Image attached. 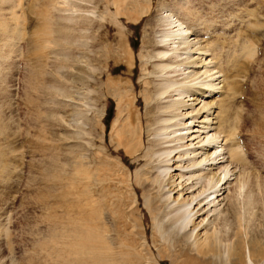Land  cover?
<instances>
[{
    "label": "rangeland",
    "instance_id": "obj_1",
    "mask_svg": "<svg viewBox=\"0 0 264 264\" xmlns=\"http://www.w3.org/2000/svg\"><path fill=\"white\" fill-rule=\"evenodd\" d=\"M185 1L196 18L185 16V9L181 16L190 19L199 43L189 50V62L173 63L171 68L177 71L167 77L160 69L143 67L153 61L149 57L153 46L144 44L148 22L157 16L159 4L173 7L184 0H151V10L137 21L116 15L118 0H0V264H67L65 259L74 258L68 251L76 241L81 190L87 200L99 203L102 218L97 229L113 242L111 251L121 254L122 264H231L223 244L233 242V232L243 230V221L238 227L236 218L240 214L263 231L264 242V0ZM91 11L95 17L88 15ZM97 23L108 26L113 50L119 46L117 28L121 29L133 57L131 80L125 59L113 72L102 58L100 64L93 61ZM108 62L113 65L112 59ZM147 76L158 87L175 81L165 95H154L162 99L158 106L167 108L146 113ZM108 79L135 86L131 96H136L135 108L143 116V142L130 135L117 144L118 99L95 93V81ZM168 94L172 96L163 100ZM233 123L234 136L246 147V154L241 152L247 159L237 163L228 156L232 142L227 133ZM177 129L185 138L175 142L173 167L166 170L161 162L168 152L164 133ZM136 147L135 153H127ZM214 147L224 158L210 167L206 156ZM179 153H184V160L176 159ZM192 155L202 165L185 168ZM177 163L184 167L174 169ZM167 172L176 183L180 174L181 181L193 176L188 181L196 182L194 193L211 187L213 174L225 173L226 183L214 203L206 204L216 196L211 194L188 215L214 188L181 206L171 202L177 188L168 193L173 187ZM249 195L259 197L252 204L253 216L244 205ZM233 197L238 198L234 211L228 205L235 202ZM202 205L194 218L204 221L190 236L187 221L175 220L176 210L183 209L190 217ZM213 227L232 233L222 241L225 248L221 245L223 249L219 246L207 255L192 248L195 232L200 231L197 239L202 242L203 231ZM242 253L247 264L246 245Z\"/></svg>",
    "mask_w": 264,
    "mask_h": 264
},
{
    "label": "bare ground",
    "instance_id": "obj_2",
    "mask_svg": "<svg viewBox=\"0 0 264 264\" xmlns=\"http://www.w3.org/2000/svg\"><path fill=\"white\" fill-rule=\"evenodd\" d=\"M177 4H178V6H176ZM177 4L173 7L165 6L164 4H159L157 9H156V15L157 16H155L154 18H150L149 22H148L149 34H148V39L144 42V44H148V46H153V48H151V50H149V52L151 51V53L149 54V57L153 58V61H156V63H152L153 61L151 62V64H148V62H145L143 67L145 70H147V69H149L150 66H152V71L153 70L155 71L156 69H160L159 71L161 72V76L164 73H166L165 76L173 77L175 75V72L177 71L174 66L173 67L175 69L171 68L173 63L174 64L176 63L175 66H180V64H182L181 61L183 59L185 61L186 60L188 61L189 58H191V56H190L191 54L188 55L189 50H191L194 47V45H196V43H199L198 40L195 39L196 36L195 37L193 36L195 31L193 30L194 28L192 29V26H190L191 22L188 23V21H190V19L183 18L184 13H181V10L182 9L187 10L185 13V16H191L193 18H196L195 15L192 14L191 8L186 6L185 0H184V2H179ZM114 5L116 6V15H118L119 17L126 18L127 21L128 20L129 21H137V19H139L141 16H143L144 14H146L147 12H149L151 10L152 2H151V0H120V1L118 0V2L114 3ZM181 14H183V15L181 16ZM88 15L90 17L91 16L95 17V14L92 13V11L89 12ZM22 19L23 18H21V20ZM63 27H64V25H63ZM49 29H52V28H49ZM95 29H96V32H95ZM95 29H94L95 33L93 32L92 42H91L92 47H93V61L96 64H98L102 58L103 61L105 60L107 62L108 72H113L116 69L121 68V61H122V59H125L124 60V62L126 64L125 72H126V74H128V79L131 80V78L133 76V74L131 73L132 72L131 69H132L133 57H132L129 49H127V47L125 46V37H123V33L121 32V29L117 28L119 33H120L119 38H118L119 46L115 47L114 50L109 43L111 33L109 32L108 26L101 25V24L97 23L95 25ZM42 31H43V29H42ZM50 36H51V34H50ZM57 39L59 41V38H57ZM41 41H43V40H41ZM199 41H200V39H199ZM245 46H246V48H245L246 50H248L250 47L248 44H245ZM243 47H244V44H243ZM201 48H202V46H201ZM201 48H200V50H203V53H205L206 50L204 49V46L202 49ZM249 53H250L249 58L253 57L252 56L253 54L250 51H249ZM182 56L183 57L185 56V57L182 58ZM111 59L113 61V65H109L108 61ZM114 64H118V65L114 66ZM191 64L196 65L195 62H193V61H191ZM169 68H171V69H169ZM246 68H248V67H246ZM188 73L189 74H187V75L190 76L191 72H188ZM96 74H98L100 79H102V72L98 68H97ZM170 74H173V75H170ZM107 78H109V77H107ZM109 79H108L109 82H107V83L106 82L101 83V82L95 81V88H96L95 93H97L98 95L99 94L100 95L110 94V95H113L114 97H117V99H118V104H120V105L118 107V110H119V122H118L119 123L118 124L119 130L117 132V139H116L117 144L118 145L123 144L124 142H126V140L129 139V137H132L133 135L136 136L135 139H137V143H140L141 141L143 142V123H142L143 116L140 114V111L135 108L136 96L133 97V94L131 96V90L135 86L133 84L130 85L128 82H127L128 84L127 83L121 84L119 81L113 82ZM232 82H235V83L231 84V87L235 88L236 81L232 80L231 83ZM174 83H175L174 80H173V82L171 80H168L164 84L162 83L163 84L162 86H160L161 85L160 84L159 85L160 87H158L156 85H152L150 76H147V79L144 82L145 85H144V90H143L144 91V102H145L146 113H152L155 108L160 109L162 107L163 108L168 107L166 105H164L166 107H164L162 105L158 106L162 100L159 97H160V95H162V96L165 95L166 94L165 92H167V89L171 88V85H173ZM240 84H241V89H242V83H240ZM155 94L159 95V97L154 96ZM171 96L172 95L168 94V95L163 97V100H165L166 98H169ZM134 98H135V100H134ZM151 100L154 101L153 104H151ZM175 110H177V109H175ZM153 120H154V118L150 117V121L152 122ZM182 125H184V124H182ZM235 126H236V124L233 123L231 129L227 133V139L231 140V142H232L230 145L231 147L228 148L229 149L228 150V154H229L228 156L230 158L231 163H234V162L237 163V162L245 161V158H246L245 157L246 155H243V153L246 154V147H245V143L243 142V139H239L240 137L239 138L237 137V139H236V137L234 136V133L236 135V131H237ZM162 130H164V128ZM178 130H181V129H177V130H173V131L164 133L165 136L163 138V140H164L163 142L165 143V145H166L165 147L167 148L168 152L166 153L164 160H162L161 162L164 163L166 170H169L171 167H173V163H172V165H170V164H171V162H174L173 158L176 155V154H174L171 157V154L177 148L175 146V144H176L175 142L181 141L182 139L185 138V136H181L180 133L179 134L177 133ZM147 132H150V130H148ZM130 135H132V136H130ZM234 140H235V142H234ZM216 142H217V140H216ZM206 146L209 147L211 145L207 144ZM221 146L222 145L220 144V146H218V147H221ZM218 147H214V151L212 152V154L210 156H206L207 157L206 161L208 162L207 165L210 167L216 166L218 163H221L223 158H224L223 152H221L222 150L216 149ZM135 150H138V148L136 147V149L133 148L132 150L128 149L127 153L133 154L136 152ZM193 151H186L184 153L190 155V153L195 152V151L194 152ZM184 153L183 154L179 153L177 155L176 159H178L179 157L182 158ZM195 156L196 155H192V157H190L188 159L187 162L189 164H187L185 168H187L189 166L192 167V166L201 164V160L197 161L194 158ZM181 160H184V159L182 158V159H180V161ZM177 167H184V164L181 165V163L180 164L177 163L175 165L174 169H177ZM167 173H166V175H168L169 184H170V186L173 187V188H170L168 190V193L170 194V192H174L173 190L175 188H177V190L175 191V193H177V196L176 197L173 196L171 202L172 201L176 202L177 204H179L181 206L191 205L193 203V201H195V199L198 196L204 194L206 190L208 191L209 189L214 188L213 190L211 189L212 192L206 194L203 198L197 200V202L194 204V206L189 211H187L188 215L193 212V209L195 208V206L198 207L201 204V202L202 201L204 202V200H206L208 197H210L211 194H216V196H214V198L212 200H208L206 202V204L210 205V203H214L215 199H217L218 196L221 195V193H220L221 186L224 183H226V182H224L225 178H226L224 176L225 173L223 176L220 174H213L212 179L214 181H213V184L211 183V187L209 186V188L206 189L205 186H203V188L201 190L197 191V193H194V191H195L194 186H196L195 185L196 182H193V181L189 182L188 181L193 176H190L187 179V181H181V178H183L184 175L180 174L178 176V178L180 177V180L176 183V181L173 179L174 175H171L169 172H167ZM208 175H209V173H208ZM257 177H256V179H257ZM84 178H86V177H84ZM246 181L247 180H245V182ZM258 181H259V179H258ZM256 183H257V181H256ZM132 189L134 191V188H132ZM85 195L86 194L83 192V190H81V192H80L81 198L79 199V204H78V209H77L78 223L75 224L76 226L74 228V233H75L74 235L76 237V241L73 242L74 247L72 249H70V251H68L73 255L74 258H72L70 260L71 261L73 260L74 262H76L74 264H122L123 260H122L121 254L118 253V251H116L117 253L111 251V247L113 246V244H112L113 242L109 239L106 240L105 239L106 236L101 234V232L97 229L96 222H98L97 220L100 221L102 218V217H100L101 211L99 208L100 207L99 203L93 199L87 200ZM234 198L235 197H233V199ZM246 198H247V196H245L244 199H246ZM236 199H238V198H235L234 203H232V201L229 200L230 204H228V205H230L233 208L232 211H234V209L236 208L235 207L237 204ZM247 199H248V204L244 203V205L246 204L245 209L247 210L248 215L253 216L254 213L252 210H253L254 205H252V204H254L255 202H258V200L256 198L252 199L250 197V195H249V198H247ZM168 200H169V198L166 199L165 204H167ZM241 200H242V198H241ZM80 201L83 203H81ZM239 202H240V200H239ZM244 202H246V201H244ZM203 205L200 206L195 211V213L193 215H191L190 217H188L187 214H185V216H184V212L182 211L183 209L181 210L179 208L176 210L175 220L180 219V220H183V222L187 221V222H185V225H187V224L190 225V228H189L191 230L190 236H192L194 230L197 227L202 226V223L204 221V217H202L201 220H199L198 222L195 221L194 217H195V215L196 216L199 215L198 213L202 210ZM238 210L241 212L240 208ZM233 215H234V213H233ZM236 218H238V220H239L238 227H241V221H243V225H244L243 230L240 232L239 231L233 232V235L235 236L233 238V242L229 243L230 241L229 242L227 241L229 244L228 243L223 244L227 248H225L222 245V241L228 240L232 233H229L228 231H220V233H219L215 227H213L212 230L205 229L203 231V236H202L203 239L201 238L202 242H199V240L197 239V236H200L199 235L200 231L195 232L194 242L192 243V248H194L195 250L200 251L204 254H206L208 252H212V254H213L214 250L219 248V246L222 249L224 247L225 249H223L224 250L223 253L227 255L228 260L231 262V264H235L237 262H238V264H243L244 256H243L242 250H243V245L244 246L246 245V249H247V253H248L247 264H257V263L258 264H264V242L261 240V237L263 236L261 233L263 231L261 229H257L258 227H256V226L253 227L252 225H249L245 219L246 216H244V215L243 216L241 214L237 215ZM196 219H197V217H196ZM229 226H230V224H229ZM204 227H206V225ZM72 241H73V239H72ZM205 248H207L208 250ZM233 248H234L235 253L232 254L231 250ZM112 250H113V248H112ZM258 258H260V261H257ZM62 259H63V257H62ZM65 260H66L67 264H69V262H71L70 260H69V262L67 259H65ZM236 260H238V261H236ZM233 261H235V263ZM71 264H72V262H71Z\"/></svg>",
    "mask_w": 264,
    "mask_h": 264
}]
</instances>
